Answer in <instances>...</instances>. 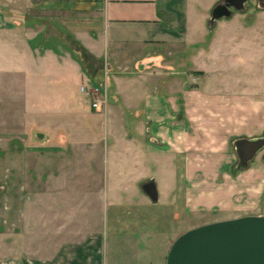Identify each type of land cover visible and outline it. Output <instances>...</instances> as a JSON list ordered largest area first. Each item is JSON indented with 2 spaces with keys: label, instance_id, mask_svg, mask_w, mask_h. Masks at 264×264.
Returning <instances> with one entry per match:
<instances>
[{
  "label": "rangeland",
  "instance_id": "obj_1",
  "mask_svg": "<svg viewBox=\"0 0 264 264\" xmlns=\"http://www.w3.org/2000/svg\"><path fill=\"white\" fill-rule=\"evenodd\" d=\"M214 6L203 10L201 29L194 33L196 42L190 43L191 38L188 39L182 59L167 61L184 69H180L178 92L182 95L184 90L196 91L200 101H218L221 93L233 96L241 91L264 96V11L251 1L244 11L218 20L211 29ZM24 9L29 17L40 16L31 7V0H25ZM189 19V23H197L196 17ZM35 30L40 31L41 38L33 46L37 49L40 45L42 51L51 50L57 55L53 66L56 82L51 92H30L27 103L31 106L35 101L45 112L52 104L54 112L49 118L47 114L23 117L20 108L23 111L25 100L16 107L11 102L19 90L13 94L11 91L9 96L2 93L5 98L0 102V115L4 114L0 116V264L48 257L49 245L80 241L88 230L103 235L104 264H166L173 243L182 234L176 238V234L162 231L156 224L138 233L127 225L128 220L132 221L129 209L147 199L141 188L143 182L155 179L160 190H164L159 208L168 204L165 193L170 192L167 186L171 172L159 160L160 145L151 138L153 125L144 115H136L145 108L147 96L157 89V78L135 71L120 86L115 83L118 76L107 72L105 77H110L112 85H101L102 64L84 57L82 45L66 27L39 26ZM84 64L93 70L96 80ZM167 76L160 79L166 81ZM169 81L159 84L158 90L170 89L175 78ZM95 88L102 91L101 97L107 94V109L102 103L93 107L97 99L91 91ZM231 88L237 91L229 92ZM8 111L16 116H9ZM230 114L233 115V108H228ZM46 133L49 139L45 142L37 137ZM134 150L140 152L136 157ZM113 153L117 155V164L112 169ZM254 164L264 165L261 154L251 165ZM178 181L183 190L190 182L180 166ZM185 210V232L210 224L215 218L228 220L222 219L228 214H221L218 209L211 210L212 213H190L186 207ZM256 213L264 215V197Z\"/></svg>",
  "mask_w": 264,
  "mask_h": 264
},
{
  "label": "crops",
  "instance_id": "obj_2",
  "mask_svg": "<svg viewBox=\"0 0 264 264\" xmlns=\"http://www.w3.org/2000/svg\"><path fill=\"white\" fill-rule=\"evenodd\" d=\"M217 1L41 0L33 3L31 0V7L38 10L40 16L29 17L24 9L25 0H0V102L5 98L3 94L9 96L18 89V96L11 102L16 107L25 100L21 106L23 111L20 108L22 116L47 114L49 118L54 112L52 104L45 112L39 103L34 101L32 107L27 103L30 92H51L56 82L53 66L57 55L51 50L42 51L40 45L37 49L33 46L40 42L41 33L35 30L39 26L66 27L82 45L84 57L87 55L102 64L101 85H112L110 77H105L107 72L118 76L115 83L120 86L129 79L126 76L134 75L135 71L157 78V89L147 96L145 108L136 115H144L153 125L151 138L160 145L162 158L159 160L171 172L167 186L170 192L165 193L168 204L159 208L164 190H160L155 179L143 182L141 188L145 192L143 185L155 181L159 200L152 201L145 192L146 202L129 209L132 221L128 220L127 225L131 231L139 233L156 224L160 230L170 231L177 238L186 231L185 207L190 213L218 209L219 213L228 214L222 218L228 220L259 215L256 211L264 197V165H251L254 160L247 169L235 170L239 158L230 143L234 140V145L239 138L264 135V96L241 91L233 96L221 93L218 101H200L196 91L184 90L180 95L176 85L182 74L180 69L183 72L184 69L167 62L169 58L182 59L188 39L191 38L190 43L196 42L194 33L201 29L203 10L216 6ZM190 16L196 17L197 23H189ZM29 26L34 30L26 31ZM84 67L93 78V70L86 64ZM164 74L168 75L166 81L160 79ZM171 77L175 78L174 85L159 91L158 85L168 84ZM86 90L82 87L83 92ZM228 91L234 92L237 88ZM171 93L173 95L169 96ZM104 107L107 109V104ZM228 108H233V115L228 116ZM13 113L6 114L14 116ZM43 122L50 124L48 120ZM42 136L43 142L49 139L47 133ZM133 152L135 157L140 154L138 150ZM111 156L113 169L117 155ZM179 166L190 181L184 190L178 181ZM219 220L215 218L208 223ZM49 253L48 257L17 264H104L103 235L88 230L80 241L49 245Z\"/></svg>",
  "mask_w": 264,
  "mask_h": 264
},
{
  "label": "water",
  "instance_id": "obj_3",
  "mask_svg": "<svg viewBox=\"0 0 264 264\" xmlns=\"http://www.w3.org/2000/svg\"><path fill=\"white\" fill-rule=\"evenodd\" d=\"M41 0H33L39 3ZM248 0H224L217 4L210 28L220 19H229L235 10L247 8ZM42 139L43 136H37ZM239 161L235 170H245L264 149V136L239 138L234 142ZM264 161V155H263ZM152 201L159 200L154 180L143 185ZM166 264H264V215H249L214 222L182 234L172 245Z\"/></svg>",
  "mask_w": 264,
  "mask_h": 264
},
{
  "label": "built area",
  "instance_id": "obj_4",
  "mask_svg": "<svg viewBox=\"0 0 264 264\" xmlns=\"http://www.w3.org/2000/svg\"><path fill=\"white\" fill-rule=\"evenodd\" d=\"M83 90H85V88L83 87ZM102 91L98 88H95L94 90L91 91V94L93 95V97H95L97 99V102H93V107L94 108H98L100 106V104L102 103L104 106L107 104V94L106 97L104 95V97L100 96V93Z\"/></svg>",
  "mask_w": 264,
  "mask_h": 264
},
{
  "label": "flooded vegetation",
  "instance_id": "obj_5",
  "mask_svg": "<svg viewBox=\"0 0 264 264\" xmlns=\"http://www.w3.org/2000/svg\"><path fill=\"white\" fill-rule=\"evenodd\" d=\"M223 1H224V0H223ZM223 1H222V2H223ZM251 1H252V2L254 1V2L258 5V7H260L261 10L264 11V0H248L247 5H246L247 7L250 5ZM230 8L233 10V13L244 11V10H242V11H237V10H235L234 6H231ZM261 70H262V68H261ZM262 136H264V135H262ZM262 136H261V137H262ZM260 154H261L262 157H263V155H264V149L261 151Z\"/></svg>",
  "mask_w": 264,
  "mask_h": 264
}]
</instances>
